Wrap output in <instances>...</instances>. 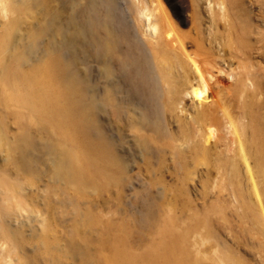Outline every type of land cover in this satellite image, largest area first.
Here are the masks:
<instances>
[{"label":"bare ground","instance_id":"bare-ground-1","mask_svg":"<svg viewBox=\"0 0 264 264\" xmlns=\"http://www.w3.org/2000/svg\"><path fill=\"white\" fill-rule=\"evenodd\" d=\"M232 218L264 235V0H0V264H130L124 221L236 264Z\"/></svg>","mask_w":264,"mask_h":264},{"label":"rangeland","instance_id":"rangeland-1","mask_svg":"<svg viewBox=\"0 0 264 264\" xmlns=\"http://www.w3.org/2000/svg\"><path fill=\"white\" fill-rule=\"evenodd\" d=\"M34 16L35 14L32 10L28 11L25 17L27 20L26 22L33 21ZM26 22H23L24 24H21L22 28L26 27ZM86 66L87 65L83 66L85 71H87ZM87 192L89 194V197L93 200L94 205L96 206H99V204L105 202L109 194L113 196L112 205L113 211L115 212L113 218L116 222L120 220L119 217L121 216V214L126 211L124 201L126 202L127 198H129L130 196V193L124 190H115L110 193L105 190L87 189ZM238 220L239 219L232 218V220L229 221L230 223H228V225L231 226L230 229L232 230L233 241L231 240V238H227L221 226H217L218 228L220 227V229L213 228L214 235L218 237L221 246L227 247L233 257H236V264H264V235L260 234L259 230H257V226L256 228L252 226L251 229L250 227L246 226L244 223ZM124 223L126 226V232L124 234L125 237L123 236V239L125 238V242H123L124 240L122 241L124 243V246L122 247L125 248L124 250L126 252L128 251L129 255L133 256L134 258L136 257L134 259V262L132 261L131 263L143 264V259L146 258L147 261L144 264H154L152 260L153 258L149 254V246L155 245L158 242V238H156L155 235H148L146 237L143 236L144 234L139 235V225L136 222L124 221ZM143 229L146 232L150 230L149 227H144ZM208 262L211 261L209 260Z\"/></svg>","mask_w":264,"mask_h":264}]
</instances>
